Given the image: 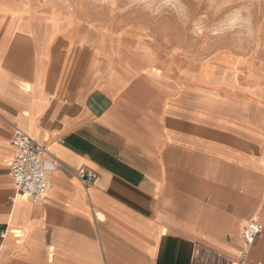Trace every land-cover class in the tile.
<instances>
[{"label": "crops", "instance_id": "0c3cea01", "mask_svg": "<svg viewBox=\"0 0 264 264\" xmlns=\"http://www.w3.org/2000/svg\"><path fill=\"white\" fill-rule=\"evenodd\" d=\"M159 36L0 0V264H264V54ZM15 129L45 147L42 203Z\"/></svg>", "mask_w": 264, "mask_h": 264}, {"label": "rangeland", "instance_id": "374dc122", "mask_svg": "<svg viewBox=\"0 0 264 264\" xmlns=\"http://www.w3.org/2000/svg\"><path fill=\"white\" fill-rule=\"evenodd\" d=\"M23 1L75 9L81 16L114 23L148 25L162 43H175L194 54L219 46L264 54V0Z\"/></svg>", "mask_w": 264, "mask_h": 264}, {"label": "built area", "instance_id": "2783aa9c", "mask_svg": "<svg viewBox=\"0 0 264 264\" xmlns=\"http://www.w3.org/2000/svg\"><path fill=\"white\" fill-rule=\"evenodd\" d=\"M11 145L14 149L9 174L14 180L16 190L36 203H42L50 187V179L43 158L45 147L20 129L12 133ZM76 176L83 186L92 184L96 175L91 170L79 169ZM262 231L257 216L252 217L242 229V237L249 247ZM245 252L242 254L244 257Z\"/></svg>", "mask_w": 264, "mask_h": 264}]
</instances>
